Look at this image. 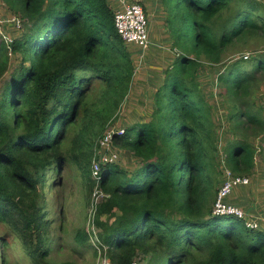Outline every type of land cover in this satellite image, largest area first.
<instances>
[{
    "label": "trees",
    "instance_id": "1",
    "mask_svg": "<svg viewBox=\"0 0 264 264\" xmlns=\"http://www.w3.org/2000/svg\"><path fill=\"white\" fill-rule=\"evenodd\" d=\"M2 2L23 18L25 33L0 40V225L14 229L34 264H50L44 209L49 174L56 173L53 187L61 186L68 165L90 176L83 183L91 207L98 142L131 90L135 61L116 31L108 0ZM161 5L180 54L164 71L151 120L114 135L113 146L130 152L138 169L101 166L98 189L106 197L93 216L101 248L108 247L112 264H132L139 255L149 264H264V230L213 214L221 188L220 139L199 82L204 65L223 64L249 35L264 36V5ZM225 65L217 76L232 131L225 167L248 177L257 155L264 165V106L257 96L264 88V51ZM74 239L83 249L92 247L87 228ZM4 242L0 235V246Z\"/></svg>",
    "mask_w": 264,
    "mask_h": 264
},
{
    "label": "rangeland",
    "instance_id": "2",
    "mask_svg": "<svg viewBox=\"0 0 264 264\" xmlns=\"http://www.w3.org/2000/svg\"><path fill=\"white\" fill-rule=\"evenodd\" d=\"M108 2L114 12L121 7L120 0H108ZM129 2H136L144 8L149 23L150 46L145 51L135 45L127 46L132 54V59L135 61L137 76L117 118L111 122L109 129H126L135 123L151 120L155 109V96L163 84L164 71L180 54V51L173 47L169 29L164 23L167 15L161 5V0H129ZM255 2L264 5V0H255ZM14 17L17 18L16 22L12 21ZM24 33L25 22L23 18L19 14L10 12L8 6L2 2V6H0V40L10 42L20 39ZM262 51H264L263 34L260 37L249 35L239 43L236 50L229 52L230 57L227 56L223 64L218 66L204 65L199 70V82L207 102L214 112L215 125L220 139V171L222 175L219 178V188L222 185L225 170L228 168L225 167L224 150L232 139V131H230V124L227 121L229 104L225 102L217 85L218 72L224 69L227 66L225 64L232 59H241L245 55H248L250 59ZM14 63L17 65L16 62ZM8 76L9 73L4 80H9L10 77ZM94 85L98 87L97 82ZM133 85L135 88L132 90ZM262 92H264V88H261L257 96L261 102L260 105L264 106ZM103 136L99 139V144ZM98 152H100L99 158L113 159L110 161L111 163L119 165L130 173L135 172L139 167L138 160L130 152L115 148L113 144L104 151L100 147ZM255 162V172L248 176L250 185L245 188H236L228 201L241 207L253 221L259 223L260 229L264 230V165L262 156L257 155ZM54 176L56 173L52 171L49 174L45 189L46 204L44 209L48 222V236H50L48 260L50 264H97L99 260L98 246H101V242L95 238L98 229L93 225L94 213H92V207L89 208L88 190L83 183V180L90 182L91 177L81 176L78 169L72 165H68L63 171L61 186L53 187ZM92 200L93 194L91 204ZM104 218L107 219V217ZM84 228H87L92 235V247L88 249L81 248L74 239L76 231ZM0 235L5 239V246H0V264H34L21 240L16 238L15 231L11 226L8 224L0 225ZM96 248L98 250L97 255H95ZM105 248L107 251H104V254L106 253V256L109 257L107 254L108 247L105 246ZM136 260L140 264H149L150 262L142 255H139Z\"/></svg>",
    "mask_w": 264,
    "mask_h": 264
},
{
    "label": "built area",
    "instance_id": "3",
    "mask_svg": "<svg viewBox=\"0 0 264 264\" xmlns=\"http://www.w3.org/2000/svg\"><path fill=\"white\" fill-rule=\"evenodd\" d=\"M120 2L121 7H119V9L115 12L114 17L115 28L118 35L126 45H135L143 50H147L150 46V36L149 23L144 8L136 2H129V0H120ZM0 6H2L1 0ZM12 21L16 22L17 18L14 17ZM243 58L247 60L249 59V56L245 55ZM110 126L111 125L108 126V129L105 131L101 140L102 142L100 141L99 144L101 145L100 147L102 151L110 148V145L113 144L115 134L118 136H123L125 134V128L109 129ZM100 147L98 146L95 152V158L92 167L93 178L97 182L95 191L93 192V200L91 204L92 213L95 212L97 205H99L106 197V194L100 192L98 189V185L101 180V166L113 164L110 162L113 159H108L107 157H98L100 154V152H98ZM222 183L223 184L221 185V188L217 194V198L214 202L213 214L215 216L236 217L238 219L244 220L247 228L252 230L260 229L259 223L253 221L241 207L228 201L236 188L248 187L250 185V179L246 176H237L229 169H226ZM95 238L99 241L96 234ZM98 250L99 260L97 264H112L109 257L106 256V253L104 254V251L106 252L107 248L104 247V249H102L101 246H98ZM132 264H140V262L135 261Z\"/></svg>",
    "mask_w": 264,
    "mask_h": 264
},
{
    "label": "crops",
    "instance_id": "4",
    "mask_svg": "<svg viewBox=\"0 0 264 264\" xmlns=\"http://www.w3.org/2000/svg\"><path fill=\"white\" fill-rule=\"evenodd\" d=\"M136 76H137V72H136ZM136 76H135V77H136ZM163 77H164V75H163ZM134 88H135V87H134V85H133V88H132V90H133Z\"/></svg>",
    "mask_w": 264,
    "mask_h": 264
},
{
    "label": "clouds",
    "instance_id": "5",
    "mask_svg": "<svg viewBox=\"0 0 264 264\" xmlns=\"http://www.w3.org/2000/svg\"><path fill=\"white\" fill-rule=\"evenodd\" d=\"M128 46V45H127ZM130 46H133V45H130ZM141 50H143V49H141ZM145 51V50H144Z\"/></svg>",
    "mask_w": 264,
    "mask_h": 264
}]
</instances>
